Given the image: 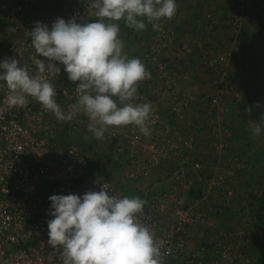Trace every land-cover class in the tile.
<instances>
[{
  "label": "built area",
  "instance_id": "2783aa9c",
  "mask_svg": "<svg viewBox=\"0 0 264 264\" xmlns=\"http://www.w3.org/2000/svg\"><path fill=\"white\" fill-rule=\"evenodd\" d=\"M92 3L22 0L17 7L0 6L15 26L6 47L7 59L16 58L21 66L34 69L30 57L35 53L28 32L35 23L50 28L57 18H75L81 24L95 22ZM19 20H25L27 30ZM238 27L237 22L232 23V33ZM155 33L157 41L148 46L149 61L155 64L157 79L174 99L179 89L177 71L173 65L156 60L174 43V32L161 26ZM224 59L218 55L209 60V65L219 66ZM56 66L60 74L49 80L55 85L57 103L67 112L69 105L78 101L76 84L68 80L63 65L57 62ZM7 95L0 81V264H62L59 254L47 243V221L52 219L49 197L83 196L101 187L118 197L128 196L129 188L134 196L147 201L142 219L155 233V243L165 254L164 264H244L251 238L236 227L222 228L215 235L207 231L213 207L207 204L206 185L200 183L198 188L195 184L202 169L193 157L195 146L181 129L166 125L168 133L161 134L162 116L158 112L152 111L148 121L150 137L143 136L135 126L105 133L102 149L113 157L103 171L91 149L84 151L64 142L65 136L77 135L83 113L60 122L32 98L23 108L10 107ZM90 126H95L92 121L85 130L92 134ZM164 167L169 172L159 175ZM197 192L201 198L189 197ZM261 252L264 254V245Z\"/></svg>",
  "mask_w": 264,
  "mask_h": 264
},
{
  "label": "clouds",
  "instance_id": "9594fccd",
  "mask_svg": "<svg viewBox=\"0 0 264 264\" xmlns=\"http://www.w3.org/2000/svg\"><path fill=\"white\" fill-rule=\"evenodd\" d=\"M91 6L96 10L95 22L57 18L50 28L35 23L28 32L35 53L30 57L34 69L21 66L16 58L0 61L7 103L23 108L32 98L60 122L83 113L96 122L88 130L98 140L121 126H135L150 137L153 106L134 101L139 82L150 79L151 74L139 58L128 57L118 22L123 20L136 31L147 25L156 30L161 21L176 15L178 6L175 0H93ZM57 62L76 84L78 101L67 112L57 103L55 85L49 80L60 74ZM262 130L264 121L254 123L253 137H259ZM49 202L52 219L47 221V243L62 264H164L165 254L155 243V233L142 219L146 200L118 197L101 187L83 196L52 195Z\"/></svg>",
  "mask_w": 264,
  "mask_h": 264
},
{
  "label": "rangeland",
  "instance_id": "374dc122",
  "mask_svg": "<svg viewBox=\"0 0 264 264\" xmlns=\"http://www.w3.org/2000/svg\"><path fill=\"white\" fill-rule=\"evenodd\" d=\"M20 1L0 0V6L17 7L22 4ZM52 1L55 4L63 0ZM175 2L178 6L177 16L164 21L184 25L183 20L188 16L195 20V24L186 25L195 27L196 32H193L194 35L191 37L186 32V27L176 31L179 44L174 48L167 47L156 60L175 67L179 80L178 94H174L173 99L166 85L158 79L155 82L152 78L142 81L147 84L143 90L147 95L156 97L157 92H160L161 97L164 94L168 100L165 103L166 107L172 105V109L175 108L177 111V118L176 115L169 119L170 122L162 119V125L167 121V126L180 130L191 120H188L187 116L190 110L213 113L203 115V118L207 115L211 121L199 125L205 128L199 130L202 133L197 139L193 155L202 166L199 180L196 176V187L199 188L200 183L206 185L205 194L209 206L214 207V211L210 213L212 221L209 220L214 226H209V231L215 235L217 230L228 226L242 230L252 241V246L246 250L244 264H256L258 257L262 259L261 264H264V254L260 252L261 250L253 252L254 237H259L260 245L261 243L264 245V225L259 226L253 218L256 209L251 211L252 214L248 210L251 204L257 205V201L255 204L250 202L252 201L250 195L260 197L258 195L264 193V130L257 138L252 134L254 123L264 121V0H175ZM6 17L0 10V61L7 59L6 47L11 33L9 29H15L11 22L6 21L8 20ZM200 20L201 22H198ZM122 21L118 23L125 52L129 58H139L144 63L146 71L151 74L146 57L149 55L148 46L157 41L156 33L152 31L151 25H147L145 30L132 32L131 36L125 35ZM19 22L24 26V30L28 29L25 20ZM209 22L212 32L206 36L204 25ZM234 22L239 25L236 33H232ZM174 25H167V28H173ZM218 55L225 57L223 63L219 66H210L209 60L215 59ZM249 108L251 111H246ZM217 116H220L219 125L223 126V129H217L216 133L208 132L207 125L210 123L216 127ZM80 120L82 123L77 135L65 136L64 142L76 144L84 151L91 149L97 165L102 167L103 171H107L113 155L108 156L106 150L102 149L101 140L86 132L85 125L92 120L85 115H82ZM92 122L97 126L95 121ZM198 124L199 121L194 122V125ZM189 138L194 145L195 139ZM217 143L220 149L216 148ZM232 145L238 150H232L230 148ZM237 157L243 159L238 166L234 161ZM217 158L222 161L218 165ZM251 162L254 166L248 164ZM166 172H169L168 167L164 171L160 170L158 174L164 175ZM237 174L243 179L240 182ZM127 192L128 197L134 196L131 189L128 188ZM242 205H245L242 209L245 212L238 208ZM241 238L240 236L236 244Z\"/></svg>",
  "mask_w": 264,
  "mask_h": 264
},
{
  "label": "crops",
  "instance_id": "0c3cea01",
  "mask_svg": "<svg viewBox=\"0 0 264 264\" xmlns=\"http://www.w3.org/2000/svg\"><path fill=\"white\" fill-rule=\"evenodd\" d=\"M183 21H185L184 22V25H181V24H179V25H176V22H174V24H172L171 22L169 23H167V21H161V25H162V27L164 26V28H166L167 30H170V31H173L174 32V36H175V41H174V43L170 46V48L171 47H175L176 45H178L179 44V37H178V35L176 34V31L178 32V31H180V29L182 28V27H186V32H188L189 33V36H191V37H193V35H194V33L193 32H196L195 31V27H193V26H190L189 27V25L190 24H195V20H192L190 17H185L184 18V20ZM197 21V20H196ZM198 22H201V20L200 21H198ZM122 23H124V21H122ZM202 23H204V22H202ZM166 24V25H165ZM186 24H189V25H186ZM167 25H174V27L173 28H167L168 26ZM205 27V34H206V36H208L209 35V33H210V31H211V25H210V22L209 23H205V25H204ZM213 29H215V27L213 28ZM136 30H133L132 32H135ZM152 31H154L155 32V30H153L152 29ZM212 32V31H211ZM125 35H127V33H126V31H124L123 32ZM153 34V33H152ZM155 34V33H154ZM249 35H250V33H248L247 34V36L249 37ZM246 36V37H247ZM178 47V46H177ZM188 50V49H187ZM186 50V51H187ZM147 51H148V54H149V49H147ZM176 56V55H175ZM147 65L149 66L148 68H150L151 69V74H152V80H155V82H157V77H156V71H157V69H156V66H155V64L152 62V61H149V55H147ZM153 82V81H152ZM151 84V83H150ZM146 83H142V82H139V85H138V92H137V98H136V100L134 101L135 103H150L152 106H153V111H156V112H158L161 116H162V119H165V120H167V121H169L170 122V120L169 119H172V118H174L176 115V118L178 117V114H177V111H175V108L174 109H172V105H170V107H169V105H168V107H166V102H168V100H167V97L166 96H164V94H163V96L161 97L160 96V92H157L158 93V95H157V97L154 95H147V93H145L144 92V88H146ZM149 86V85H148ZM165 99L167 100V101H165ZM171 103H172V101H171ZM196 110V109H195ZM195 110H190L189 111V113L187 114V116H189V118H188V120H190L189 122H187L188 124H187V126H185L184 127V129H181L185 134H186V136H188V137H191V138H194L195 140H194V146L196 147V145H197V139L199 138V136H200V133H202V132H200L199 130L200 129H203L204 130V128H205V126H203V127H200L199 125H203V124H208L210 121H209V118H208V114H211V115H213V113H208V112H206V111H202V112H196ZM204 114H207L206 115V118H203L204 116ZM183 116H184V114H182ZM209 117H211V116H209ZM195 118L197 119L196 121H199V124L198 125H194V122H196L195 121ZM219 118H220V116L218 117H216V127L215 126H213L212 125V123H210L209 124V126L207 125V128L209 127V130H208V132H214V133H216V130L218 129V130H221V129H223V126H221V125H219ZM193 119V120H192ZM166 121V123H168ZM209 121V122H208ZM204 122V123H203ZM166 123H164L163 125H161V129H160V133L161 134H167V131L164 129V127L167 125ZM170 124H172V123H170ZM196 128V129H195ZM217 130V131H218ZM183 134V133H182ZM169 136V135H168ZM171 138H174L173 136L171 137ZM163 139H165V138H163ZM220 147V145L217 143L216 144V148L217 149H220L219 148ZM232 150H234V151H236V150H238L237 149V147H234L233 145L230 147ZM208 158V157H207ZM206 158V160H208ZM235 163H237L236 165L238 166L240 163H241V161L243 162V159L241 158V157H237L235 160ZM222 162V161H221ZM220 162V159L219 158H217L216 159V164L218 165L219 163H221ZM249 165H251V166H254V163H248ZM164 169H166V167L164 168ZM162 171H164V170H162ZM200 173H202V172H200ZM200 175V174H199ZM237 177L239 178L238 179V181L240 182V180H243L242 179V177H241V179H240V176L237 174ZM250 180H252V177H250ZM262 193V192H261ZM263 194V193H262ZM261 194V195H262ZM260 194L258 195V196H261ZM250 199L252 200V201H250V202H253V204H255L256 203V201H257V199H256V196H253V195H250ZM207 204H209V202H207ZM251 204V203H250ZM206 206H208V205H206ZM243 206L245 207V205H242V207H238L239 209H243ZM249 207V206H248ZM257 205H250V207H249V209L248 210H250V213H251V211L252 210H254V209H257ZM214 208V207H213ZM237 208V209H238ZM213 211H214V209H213ZM213 211H209L210 213H212ZM241 212H245L244 210H242ZM240 212V213H241ZM253 212V211H252ZM255 212H256V210H255ZM252 214V213H251ZM254 217V219H256L255 217V215H253ZM211 220V219H210ZM212 221V220H211ZM255 221V220H254ZM257 222V221H256ZM264 224H262V225H260L259 224V226H263ZM209 226H214L213 224H208V226L206 227V229H207V231H209ZM214 229H215V227H214ZM210 232V231H209ZM254 249L253 250H255V246L253 247ZM254 252V251H253Z\"/></svg>",
  "mask_w": 264,
  "mask_h": 264
},
{
  "label": "trees",
  "instance_id": "16d2710c",
  "mask_svg": "<svg viewBox=\"0 0 264 264\" xmlns=\"http://www.w3.org/2000/svg\"><path fill=\"white\" fill-rule=\"evenodd\" d=\"M122 29L124 31H126L128 36L132 35L131 34L132 33V29L127 28L124 23L122 25ZM191 196H192L193 199H199V198L202 197L200 192H197V194L196 193L195 194L192 193ZM256 199H257V203L256 204H257L258 207H257L256 212H255V216H256L255 218H256L257 224L262 225V224H264V193L260 197H256ZM213 209H212V211H213ZM254 246H255L254 252H257V250H261V248L263 247L262 243L260 245L259 237H256V238L254 237L253 247ZM261 263H262V259L260 257H258L257 260H256V264H261Z\"/></svg>",
  "mask_w": 264,
  "mask_h": 264
},
{
  "label": "bare ground",
  "instance_id": "6f19581e",
  "mask_svg": "<svg viewBox=\"0 0 264 264\" xmlns=\"http://www.w3.org/2000/svg\"><path fill=\"white\" fill-rule=\"evenodd\" d=\"M21 1H22V0H21ZM21 1H20V2H21ZM17 2H18V1H17ZM4 4H6V3H4ZM11 4H13V3H11ZM19 5H20V4H19ZM19 5H18V6H19ZM7 6H8V5H7ZM14 7H15V6H14ZM4 18H5V17H4ZM6 18H7V17H6ZM173 19H174V18H173ZM3 20H4V19H3ZM6 21H8V20H6ZM9 25H10V24H9ZM10 34H11V33H10ZM7 37H8V36H7ZM4 48H5V47H4ZM4 52H5V51H4Z\"/></svg>",
  "mask_w": 264,
  "mask_h": 264
}]
</instances>
